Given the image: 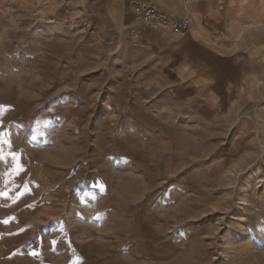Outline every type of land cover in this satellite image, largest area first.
<instances>
[{
  "label": "rangeland",
  "instance_id": "1",
  "mask_svg": "<svg viewBox=\"0 0 264 264\" xmlns=\"http://www.w3.org/2000/svg\"><path fill=\"white\" fill-rule=\"evenodd\" d=\"M90 16L0 0V264H264V80L192 107Z\"/></svg>",
  "mask_w": 264,
  "mask_h": 264
},
{
  "label": "crops",
  "instance_id": "2",
  "mask_svg": "<svg viewBox=\"0 0 264 264\" xmlns=\"http://www.w3.org/2000/svg\"><path fill=\"white\" fill-rule=\"evenodd\" d=\"M133 1L66 0V4L89 12L91 23L107 33L132 37V29L141 27ZM188 1L155 0L169 15L189 18L187 32L142 27L144 47L132 39L144 50L148 71L163 79L176 98L192 107L197 103L212 107L216 101L224 102L222 92H227L230 104L220 106H234L238 93L259 90L264 80V0Z\"/></svg>",
  "mask_w": 264,
  "mask_h": 264
},
{
  "label": "built area",
  "instance_id": "3",
  "mask_svg": "<svg viewBox=\"0 0 264 264\" xmlns=\"http://www.w3.org/2000/svg\"><path fill=\"white\" fill-rule=\"evenodd\" d=\"M188 3V0H185ZM133 13L139 19L141 27L132 29V37L138 42L141 47L144 45L140 42L141 28L147 27L155 31H173L176 33H185L191 27L189 18L178 19L160 9L156 5L155 0H134L132 2Z\"/></svg>",
  "mask_w": 264,
  "mask_h": 264
},
{
  "label": "snow or ice",
  "instance_id": "4",
  "mask_svg": "<svg viewBox=\"0 0 264 264\" xmlns=\"http://www.w3.org/2000/svg\"><path fill=\"white\" fill-rule=\"evenodd\" d=\"M3 195L7 196V193H3ZM4 223H7V221H4ZM53 244H55V241H53Z\"/></svg>",
  "mask_w": 264,
  "mask_h": 264
},
{
  "label": "bare ground",
  "instance_id": "5",
  "mask_svg": "<svg viewBox=\"0 0 264 264\" xmlns=\"http://www.w3.org/2000/svg\"><path fill=\"white\" fill-rule=\"evenodd\" d=\"M249 159V158H248ZM243 162H245V161H242V164H243ZM242 168H244V167H242Z\"/></svg>",
  "mask_w": 264,
  "mask_h": 264
}]
</instances>
